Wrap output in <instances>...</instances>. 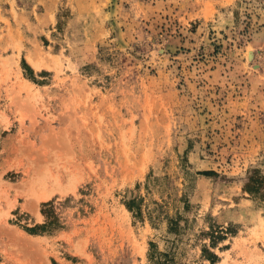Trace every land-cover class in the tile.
<instances>
[{
  "label": "rangeland",
  "instance_id": "374dc122",
  "mask_svg": "<svg viewBox=\"0 0 264 264\" xmlns=\"http://www.w3.org/2000/svg\"><path fill=\"white\" fill-rule=\"evenodd\" d=\"M255 170L264 0H0V264H264Z\"/></svg>",
  "mask_w": 264,
  "mask_h": 264
},
{
  "label": "trees",
  "instance_id": "16d2710c",
  "mask_svg": "<svg viewBox=\"0 0 264 264\" xmlns=\"http://www.w3.org/2000/svg\"><path fill=\"white\" fill-rule=\"evenodd\" d=\"M244 190L253 196H260L264 200V175L259 174L256 170L252 172L248 176Z\"/></svg>",
  "mask_w": 264,
  "mask_h": 264
},
{
  "label": "bare ground",
  "instance_id": "6f19581e",
  "mask_svg": "<svg viewBox=\"0 0 264 264\" xmlns=\"http://www.w3.org/2000/svg\"><path fill=\"white\" fill-rule=\"evenodd\" d=\"M33 64H34L37 68H39V65H38L37 63L34 62Z\"/></svg>",
  "mask_w": 264,
  "mask_h": 264
}]
</instances>
